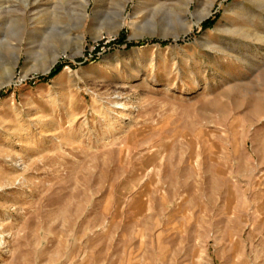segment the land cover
<instances>
[{"label":"rangeland","instance_id":"rangeland-1","mask_svg":"<svg viewBox=\"0 0 264 264\" xmlns=\"http://www.w3.org/2000/svg\"><path fill=\"white\" fill-rule=\"evenodd\" d=\"M186 197L264 264V0H0V264H99Z\"/></svg>","mask_w":264,"mask_h":264},{"label":"crops","instance_id":"crops-1","mask_svg":"<svg viewBox=\"0 0 264 264\" xmlns=\"http://www.w3.org/2000/svg\"><path fill=\"white\" fill-rule=\"evenodd\" d=\"M201 210L186 197L183 202L167 205L165 218L157 220V224L144 220L139 228H120L112 249L98 258L102 260L99 264H215L214 259H231L232 252L225 251V246L212 253L209 248L202 250L201 245L210 239V229L217 226V221L205 220ZM224 225V234L216 236V243L227 241Z\"/></svg>","mask_w":264,"mask_h":264},{"label":"bare ground","instance_id":"bare-ground-1","mask_svg":"<svg viewBox=\"0 0 264 264\" xmlns=\"http://www.w3.org/2000/svg\"><path fill=\"white\" fill-rule=\"evenodd\" d=\"M255 37V36H254ZM208 43V42H207ZM57 56L54 55L53 58H52V62H54L56 60ZM117 104H120V103H117ZM120 107V106H119ZM117 116H119V118H124L125 116L123 115V113H119ZM18 164V163H17Z\"/></svg>","mask_w":264,"mask_h":264}]
</instances>
